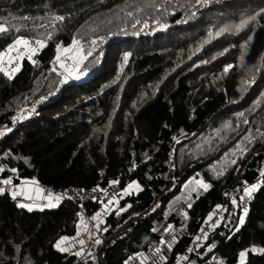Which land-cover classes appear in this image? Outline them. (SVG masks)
Here are the masks:
<instances>
[{"label": "trees", "instance_id": "obj_1", "mask_svg": "<svg viewBox=\"0 0 264 264\" xmlns=\"http://www.w3.org/2000/svg\"><path fill=\"white\" fill-rule=\"evenodd\" d=\"M0 22L10 28L0 51L16 36L45 45L13 78L0 72V180L106 195L140 187L120 200L124 211L105 216V236L84 260L56 247L76 234L77 203L29 211L19 205L30 192L0 194V264H124L156 249L168 226L184 233L162 263L175 264L216 210L221 223L184 264L213 254L221 264H264V0H0ZM73 37L84 55L98 42L66 83L50 64ZM227 79L242 91L237 100ZM192 178L208 189L165 213ZM253 185L239 226L243 188Z\"/></svg>", "mask_w": 264, "mask_h": 264}, {"label": "rangeland", "instance_id": "obj_2", "mask_svg": "<svg viewBox=\"0 0 264 264\" xmlns=\"http://www.w3.org/2000/svg\"><path fill=\"white\" fill-rule=\"evenodd\" d=\"M70 47V46H69ZM31 48H35L36 51L35 53H32L30 51ZM41 47L32 43L29 45V48H25L24 45H20L19 46V50L24 52L25 55L22 59L20 60H14L12 62V64L8 63V59L9 56H15L16 52L13 51L11 53H9L8 55H6L3 58V62L2 64H0V66H2L4 68V71L2 72L3 74H5V72L9 73V75H6L8 78H13L17 72H13L12 69L15 68L16 66H21V62L23 59H28V56L31 55V61H33L34 55L36 54V52L40 49ZM61 60L59 63L55 62V59L52 62L53 66H51V71L58 76L61 81L63 82H70L76 78H78V71L79 68L81 66V64H77V60L79 59V54L77 52H64L62 51L61 55ZM30 60V59H28ZM82 62V61H81ZM62 65H66L62 66ZM63 74V75H62ZM245 77V76H244ZM228 81L226 82L225 87L227 89H230V95L231 97H235V99H238V96L241 94V90L240 94L239 91L235 88L232 87L233 81L230 79H227ZM230 80V81H229ZM114 104V103H113ZM117 105V104H116ZM216 148L214 147L213 152H215ZM3 180H0V187H3L5 189V192H8L9 194H12L14 191L19 192L20 196L25 192H30L31 195L29 196V198H24V205H30L31 207H39L41 209L43 208H50V207H45V205L52 203L55 205H58L62 200H67V199H62L60 196V192L66 191L67 189H83V188H66L63 189L61 191H54L52 188H49L37 181H35L34 179H31L29 181L26 182H21L18 183L17 185L13 184V182L9 185H4L3 184ZM202 184H206L204 181H202L201 179H194L192 178L191 180L185 182L183 184V191L180 193V195L175 196L171 202L169 203V205H167V207L165 208L164 212L166 213L169 209V207L171 206V210L173 208H175L177 206V208H182L184 203L183 202H188V200L190 201L191 199V195L194 193H198V191H204V188L202 187ZM129 185H131V187H129ZM41 186H44L46 188H49L51 191H47L43 188H41ZM138 186V187H137ZM98 189V188H97ZM85 190V189H84ZM88 190H93V189H88ZM100 190V189H98ZM140 190L139 185L136 182H132L130 184H128L122 191L115 193L113 195H110L106 192H104V199L102 201H89V202H85L82 205L79 204L78 202H73V203H77L79 208H80V212H79V216H80V221H79V225L77 227V231L74 237L69 238L66 240H59L57 243L60 244V247L58 248L59 250L61 249H65L64 251L69 252V253H73L75 254L80 260H84L86 259L89 255H91L95 248H96V240H102L105 236V226H104V219L105 216L110 214V213H119L125 210V208H123L120 205V200L125 197L126 195H131V194H136L138 193V191ZM49 193H51L52 195V200L49 201V199L47 198L49 196ZM127 193V194H125ZM59 196L60 200L59 202L56 201V197ZM23 198V197H21ZM88 203H101L102 207L100 209V211L98 212V214L93 215L91 217H89L85 211L84 208ZM188 204V203H187ZM181 212V215L184 217L185 214V210L180 209L177 211ZM218 212L217 216H218V222L216 223V226L213 227L212 229L216 228L222 221V211L221 210H216L213 213ZM210 215V214H209ZM208 215V216H209ZM93 217H96V219H93ZM245 220V218H244ZM238 225L241 226L238 222ZM92 229L93 232V236L92 238L89 237V233ZM184 233L181 232V230L176 229L172 226H168L165 231H164V235L162 238V241L160 242L159 246L156 249H160L159 252L156 251V249H154L153 251L150 252H146V253H139L136 254L134 256L129 257L124 264H162L164 261L168 260L169 258V254L173 248V246L177 243V241L180 239V237L183 235ZM83 241V244L80 243V241ZM75 244L76 248L72 250V247L68 244ZM205 242V240L203 241V243ZM202 243V244H203ZM170 245V247H169ZM201 246V245H200ZM200 246H196L194 244V242L191 244V246L189 248H199ZM188 248V249H189ZM188 249L186 250V252L181 255L180 257H178L177 261L175 264H184L186 262L187 259H182V257H187L189 256V252ZM71 250V252H70ZM77 253H79V255H77ZM163 256L164 259L161 260L160 257ZM204 264H221V259L220 256L218 254H213L209 257L208 261Z\"/></svg>", "mask_w": 264, "mask_h": 264}, {"label": "snow or ice", "instance_id": "obj_3", "mask_svg": "<svg viewBox=\"0 0 264 264\" xmlns=\"http://www.w3.org/2000/svg\"><path fill=\"white\" fill-rule=\"evenodd\" d=\"M129 15H131V13H129ZM260 15H261V13H259V12L256 13L255 15H251L248 19H246V20H244V21L242 22L241 27H242L243 25L248 24L250 21H255V20L257 19V16H260ZM54 18H55L57 21H63V20H64V17H63V16H55ZM22 19H24V20H29L30 17L24 16V17H22ZM137 23H139V21H137ZM12 30H14V31H16V32H19V29H12ZM225 30H226V29H221L220 31L223 32V31H225ZM9 31H10V28H9V27H6L5 24H4L3 22H0V35H3V34H5V33H8ZM217 35H219V33H217ZM48 38L51 39V36H49ZM98 39H99L100 41H102V40H103V37H100V38H98ZM249 39H251V37H249ZM97 42H98L97 39H92V40L90 41V44H91V46H93V47L90 48V49L87 51L86 55H84V46H83V44L81 43L80 39H78V38H76V37H73V39H72V45H71L70 47H65V48H63V51L66 52V53H67V52H77V53L79 54V59L77 60V64H79L82 60L87 59V57H90V56L93 55L94 46L97 45ZM32 43H34V44L40 46L41 48L45 46V45H44V41L41 40V39H36L35 41H30L29 39H27V38H25V37H23V36H16V37L13 39L12 43H10V44L7 46V48H6L5 50L0 51V64H2V62H3V58H4L6 55H8L9 53L13 52V51L16 52V55H15V56H9V59H8V63H9V64H12V62H13L14 60H20V59H22V58L24 57L25 53L19 50V46H20V45H24L25 48L27 49V48H29V45L32 44ZM245 47H246V44H245ZM60 48H61V45L58 44V45H57L58 52H59ZM30 51H31L32 53H35L36 49H35V48H31ZM28 59L31 60V55L28 56ZM127 59H128V56L125 55L124 60L127 61ZM60 60H61V57H60L59 54H58V55L56 56L55 62H56V63H59ZM62 66H65V68H66V65H62ZM232 67H234V66H233V65H228V66L225 67L224 71H225V72H228V70H229L230 68H232ZM19 70H20V67H19V66H16L15 68L12 69L13 72H18ZM66 70H67V68H66ZM3 71H4V68H3L2 66H0V72H3ZM5 75H9V73L5 72ZM62 75H63V74H62ZM233 163H235V161H234ZM0 171H3V169H0ZM12 171H15V169H13ZM261 176H264V172L261 173ZM11 183H12V181H11L10 179H4V180H3V184H4V185H9V184H11ZM112 183L115 184V183H117V181H112ZM129 187H131V185H129ZM137 187H138V186H137ZM202 187L204 188V190H207L208 187H209V185H208V184H202ZM256 187H257L256 185H253V186H251V187H244V188H243L244 195H242V196L240 197V202L243 203L244 200H245V197L251 198V194H252L253 191L256 190ZM94 190H95V189H94ZM4 192H5V189H4L3 187H0V194H3ZM125 194H127V193H125ZM17 195H19V192L14 191V192L12 193V196H13L14 199H15V197H16ZM47 198L49 199V201L52 200V195H51V193H49V196H48ZM55 199H56L57 202H59L60 197L57 196ZM231 203H232L233 205H237V200H236L235 198H233L232 201H231ZM19 206H20V207H27L29 211L32 210V207H31L30 205H24V204H21V205H19ZM55 206H56V205H55V204H52V203H49V204L45 205V207H55ZM190 206H191V205H189V207H190ZM219 208H220V206L218 205V206H217V209H219ZM242 211H243V214H244V215L238 217V220H239V224H240V225H242V224L244 223V216H246L247 213H248V209H247V207H244ZM93 219H96V217H93ZM208 220H209V221L212 220V215H209ZM215 226H216L215 224L212 225V227H215ZM236 230L238 231V228H237ZM201 231H203V229H201ZM204 235H205V238H207V233H205ZM66 239H67V237H63V238H61V240H66ZM196 239L199 240L200 237H197ZM80 243L83 244V241L81 240ZM96 243L99 244V243H101V241H100V240H96ZM56 247L59 248V247H60V244L57 243V244H56ZM169 247H170V245H169ZM61 250L64 251L65 249H61ZM156 251L159 252L160 249H156ZM192 251H193L192 248H189V249H188V252H192ZM252 251H257V249L253 247ZM259 251L264 252V249H259ZM77 255H79V253H77ZM245 255H246V252H244V251H241V252L239 253V257H240V259H241V262H243V259H244ZM160 259L163 260L164 257L161 256ZM182 259H187V257H182Z\"/></svg>", "mask_w": 264, "mask_h": 264}, {"label": "built area", "instance_id": "obj_4", "mask_svg": "<svg viewBox=\"0 0 264 264\" xmlns=\"http://www.w3.org/2000/svg\"><path fill=\"white\" fill-rule=\"evenodd\" d=\"M52 62L51 65L53 66ZM41 188L47 190V191H51L49 188H46L44 186H41ZM60 197L62 199H67V200H71L73 202H78L79 204H83L85 202H89V201H102L104 199V192L98 189H93V190H87V189H67L66 191L60 192ZM244 194H241V196ZM249 198L245 197V200L243 203L240 202L241 205V209L243 210L244 207H247ZM218 212L212 213L210 215H212V220H208V218L202 223V225L200 226V231H199V235L197 237H200L199 240H195L194 244L196 246H200L203 243L204 237H205V233H207V235L211 234L212 232V225L218 222V216H217ZM209 217V216H208ZM201 229H203V231H201ZM90 238H92L93 236V232L92 229L89 233Z\"/></svg>", "mask_w": 264, "mask_h": 264}, {"label": "crops", "instance_id": "obj_5", "mask_svg": "<svg viewBox=\"0 0 264 264\" xmlns=\"http://www.w3.org/2000/svg\"><path fill=\"white\" fill-rule=\"evenodd\" d=\"M71 247H72V250L76 248V245L75 244H71V243H68ZM71 252V250H70Z\"/></svg>", "mask_w": 264, "mask_h": 264}, {"label": "clouds", "instance_id": "obj_6", "mask_svg": "<svg viewBox=\"0 0 264 264\" xmlns=\"http://www.w3.org/2000/svg\"><path fill=\"white\" fill-rule=\"evenodd\" d=\"M52 63V62H51ZM51 65V64H50ZM78 73V72H77ZM90 237V236H89ZM204 241V240H203Z\"/></svg>", "mask_w": 264, "mask_h": 264}]
</instances>
